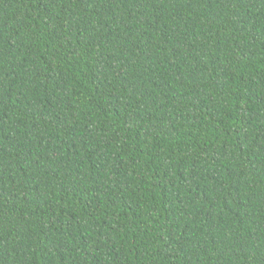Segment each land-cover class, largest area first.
<instances>
[{
	"label": "trees",
	"instance_id": "obj_1",
	"mask_svg": "<svg viewBox=\"0 0 264 264\" xmlns=\"http://www.w3.org/2000/svg\"><path fill=\"white\" fill-rule=\"evenodd\" d=\"M0 264H264V0H0Z\"/></svg>",
	"mask_w": 264,
	"mask_h": 264
}]
</instances>
